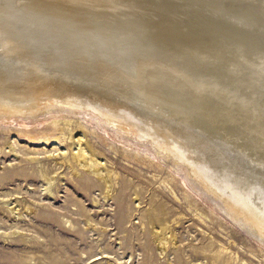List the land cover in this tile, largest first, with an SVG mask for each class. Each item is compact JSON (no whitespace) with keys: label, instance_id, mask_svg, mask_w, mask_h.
I'll return each mask as SVG.
<instances>
[{"label":"bare ground","instance_id":"bare-ground-1","mask_svg":"<svg viewBox=\"0 0 264 264\" xmlns=\"http://www.w3.org/2000/svg\"><path fill=\"white\" fill-rule=\"evenodd\" d=\"M89 2L98 7L38 23L32 0H0V122L60 108L108 125L155 159H173L194 193L264 245V49L245 41L264 45L261 0H221L245 5L246 15L206 0ZM42 135L29 138L58 140ZM83 145L74 143L72 158L109 184V197L110 174ZM162 223L149 225L164 253L174 239Z\"/></svg>","mask_w":264,"mask_h":264},{"label":"rangeland","instance_id":"rangeland-1","mask_svg":"<svg viewBox=\"0 0 264 264\" xmlns=\"http://www.w3.org/2000/svg\"><path fill=\"white\" fill-rule=\"evenodd\" d=\"M89 119L56 108L0 122V264H264V245L194 193L173 159ZM50 131L56 142L29 138ZM78 138L109 172V197V184L73 160ZM150 221L174 239L164 253Z\"/></svg>","mask_w":264,"mask_h":264},{"label":"snow or ice","instance_id":"snow-or-ice-1","mask_svg":"<svg viewBox=\"0 0 264 264\" xmlns=\"http://www.w3.org/2000/svg\"><path fill=\"white\" fill-rule=\"evenodd\" d=\"M264 5V0H261ZM98 5L89 0H73L72 3H58L55 0H32L33 15L38 23H45L54 19L55 14L65 10L96 9ZM205 7L220 8L229 14L246 15L248 8L240 3L221 2V0H206ZM261 22L264 23V9L261 13Z\"/></svg>","mask_w":264,"mask_h":264},{"label":"water","instance_id":"water-1","mask_svg":"<svg viewBox=\"0 0 264 264\" xmlns=\"http://www.w3.org/2000/svg\"><path fill=\"white\" fill-rule=\"evenodd\" d=\"M211 23H212V24H213V25H214L219 31H222V32L226 33V35L229 34V33H228L229 31H233V32L239 34V32H237V31H235V30H232V29H230V28L224 27V25H223V24H220V22H218V21H215V23L211 21ZM245 41H246V44H247L249 47H252L253 49H254V48H255L256 50H258V48H262V49H264V45H263V46H259V47H254V46H252V41H251V40L246 39Z\"/></svg>","mask_w":264,"mask_h":264}]
</instances>
